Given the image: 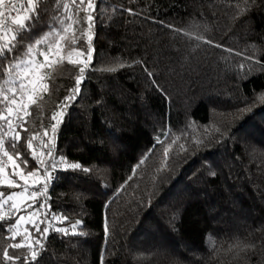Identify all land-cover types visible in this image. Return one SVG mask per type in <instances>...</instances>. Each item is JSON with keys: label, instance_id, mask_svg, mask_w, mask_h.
I'll return each instance as SVG.
<instances>
[{"label": "trees", "instance_id": "obj_1", "mask_svg": "<svg viewBox=\"0 0 264 264\" xmlns=\"http://www.w3.org/2000/svg\"><path fill=\"white\" fill-rule=\"evenodd\" d=\"M64 4L48 0L34 37L66 26ZM92 4L91 43L81 39L71 55L65 46L61 63L41 68L48 91L34 93L15 150L5 138L22 171L47 176L33 207L43 202L37 225L48 232L41 239L30 222L13 231L29 200L0 206V264H264V0ZM88 47L80 78L69 61ZM7 79L0 73L5 90L14 86ZM46 140L38 155L44 167L56 161L47 173L30 158ZM21 186L0 183V192ZM5 249L21 259L5 261Z\"/></svg>", "mask_w": 264, "mask_h": 264}, {"label": "snow or ice", "instance_id": "obj_2", "mask_svg": "<svg viewBox=\"0 0 264 264\" xmlns=\"http://www.w3.org/2000/svg\"><path fill=\"white\" fill-rule=\"evenodd\" d=\"M47 3L48 0H0V73H3L8 77V79L5 80V83H12L14 85L7 90L0 87V104L5 105L2 111L7 113V115L0 114V173H5L4 179L0 181V183H6L9 188L21 186L17 185L15 181H9V177L3 166V158L6 157L7 161H10L12 164L13 175H16L19 180L25 181V184L21 186L25 192L28 190V185L26 183L27 177L23 172L15 171L19 168V164H17L13 157L9 155L4 144L5 138H8L10 140L9 146L15 150L16 142L20 138V131H27V129L23 127V123L26 122V117L30 115V113L28 112V105L23 102L25 96L30 92L38 95L41 90L44 92L48 91L47 84L40 85L39 87L36 86L30 79L29 73L30 71H35L36 68L50 67L53 64L61 63L60 59L49 61L48 56L54 52L58 53L63 47L66 46L69 49V55H71V50L75 49V46L81 39H83L85 45H89L92 41V36L89 35L94 23V16L92 14L94 8L92 0H71V5L64 4V19L61 23H65L66 26L60 29H53L52 25H49L50 31L43 33L39 38L34 37L32 33L36 25L40 23L41 16L48 14ZM56 3L59 5V0H56ZM72 8H75L76 10L75 19L73 18ZM81 11L84 12L83 17L79 16ZM22 13L23 15H21ZM81 20L83 21V26L73 30V25L80 26ZM77 31L79 32V36L76 34ZM61 32L65 34L61 35ZM52 37H55V40H53ZM29 40H32L33 42L26 43ZM60 42H63V44ZM44 47L48 49L47 52L44 51ZM216 47H220V45H216ZM37 49H39V54L44 56V63L35 60ZM78 56H83V60H70L69 63L79 66L80 78H82L85 70L88 68L89 61L91 60L92 49L88 47L87 55L80 52L78 53ZM112 71H114V69ZM21 73H23V75H21ZM148 76L150 79L152 78L150 72L148 73ZM80 78L76 80V88H73L62 101L60 106L61 111L64 107L68 106L76 95H78ZM40 79L44 80L46 79V76H41ZM16 80L19 81L18 86L15 85ZM26 80L27 83L25 82ZM27 98L31 104L37 103V100L33 99L31 95H27ZM53 119H55V116H53ZM17 128H19L20 131H16ZM51 131L55 134V124L52 125ZM46 135L47 132H45V136ZM33 139L34 137L31 136L27 139V147L29 149L32 147ZM47 150L48 155L51 157V139L47 145ZM30 158L36 161L37 169L44 167L45 161L41 159L37 153L31 152ZM21 163L27 166V160H22ZM55 163V158H53V163L48 165V167L54 168ZM59 163H64L62 157L59 160ZM48 167H44L45 173L48 172ZM68 167L70 169H78L80 166L78 164H70ZM83 171L88 172V169H83ZM36 174H38V172ZM27 175L32 176L34 175V172H28ZM49 179H51V177H49ZM46 188V183L40 185V189L32 192V197L35 198L40 191ZM3 195L4 194L0 192V197H3ZM15 195L18 194L13 193L12 195L7 196L3 201H0V206L8 204L9 201L13 200ZM34 204L35 200H33L32 204H27L25 210H27V208H33ZM41 205V208L35 209V211H43V202H41ZM9 207L15 209L16 204L12 203ZM5 219V216L0 215V222ZM20 219L23 220L24 217L21 216ZM53 219H55V217H53ZM32 226L39 233L41 239L45 238L48 232L47 227L44 228L43 232H40L36 222H33ZM59 231L64 230L60 229ZM24 239H27V237ZM35 243L36 246L43 247L39 240ZM9 247L21 248L24 247V244H12L9 245ZM29 250L30 259L35 262L38 253L31 250V246H29ZM3 258L5 261L9 262L21 259L20 257L9 256L6 249L3 252ZM28 261L29 257H24V264H28Z\"/></svg>", "mask_w": 264, "mask_h": 264}, {"label": "rangeland", "instance_id": "obj_3", "mask_svg": "<svg viewBox=\"0 0 264 264\" xmlns=\"http://www.w3.org/2000/svg\"><path fill=\"white\" fill-rule=\"evenodd\" d=\"M44 51L47 52L48 49H46ZM56 54L57 53H55V52L53 54H50L48 56V60L53 61L55 59ZM35 60L37 62L44 63V56L36 53L35 54ZM21 75H23V73H21ZM41 76H42L41 75V68H36L35 71H30V73H29L30 79L38 87L42 84V81L40 79ZM25 82L27 83V80ZM11 86H13V85H11ZM27 95H31L33 98L34 93L30 92ZM27 95L25 96V99L23 102L28 105L30 101L28 100ZM45 144L47 145V140H46V143L42 142L43 146H45ZM43 146L37 148L36 150H34V152L39 154V155H43L44 154L43 153L44 152ZM3 166L5 168V172L7 173L8 177H9V181H15L16 184H18V183H20L22 185L25 184V181H21V180H19V178L16 175H13L12 164L10 161H7L6 157L4 159ZM15 171L16 172H23L24 175L27 177L26 183L28 185V190L25 192L23 187H21V189L19 191H17V190L12 191V192H9L7 195L3 196V200L9 195H12L13 193H17L18 195H15L13 197V200L9 201L7 206H6L7 208H10L8 206L12 203H15L16 209H17V208L21 207L27 200H29V204L33 203L34 198L32 197L31 194L33 191H35L37 189L35 186H31V185H33V184L35 185L37 183H40L41 181L43 182L42 184H45V183L47 184V180H46L47 176L45 178V176L43 174H41L40 171H37V170L32 171V172H34V175L28 176L27 175L28 172L22 171V169L20 167L17 168ZM37 172H38V174H36ZM4 175H5V173H0V181H2L4 179ZM35 209H38V207L35 206L33 208H30L26 213L22 212L17 216L16 222L13 225V229H15L16 232H25L26 230H28V227L26 226L27 222H30V223L36 222L37 223V221H39L38 211H35ZM21 216L24 217L23 220L20 219Z\"/></svg>", "mask_w": 264, "mask_h": 264}, {"label": "built area", "instance_id": "obj_4", "mask_svg": "<svg viewBox=\"0 0 264 264\" xmlns=\"http://www.w3.org/2000/svg\"><path fill=\"white\" fill-rule=\"evenodd\" d=\"M4 159H5V158H3V163H4Z\"/></svg>", "mask_w": 264, "mask_h": 264}, {"label": "crops", "instance_id": "obj_5", "mask_svg": "<svg viewBox=\"0 0 264 264\" xmlns=\"http://www.w3.org/2000/svg\"><path fill=\"white\" fill-rule=\"evenodd\" d=\"M21 15H23V13Z\"/></svg>", "mask_w": 264, "mask_h": 264}]
</instances>
